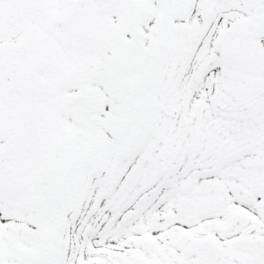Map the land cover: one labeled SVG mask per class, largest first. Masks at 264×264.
<instances>
[{
	"label": "snow or ice",
	"instance_id": "6c2138e0",
	"mask_svg": "<svg viewBox=\"0 0 264 264\" xmlns=\"http://www.w3.org/2000/svg\"><path fill=\"white\" fill-rule=\"evenodd\" d=\"M0 264H264V0H0Z\"/></svg>",
	"mask_w": 264,
	"mask_h": 264
}]
</instances>
